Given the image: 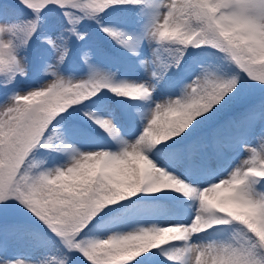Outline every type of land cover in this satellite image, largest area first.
Wrapping results in <instances>:
<instances>
[{"label":"snow or ice","instance_id":"1","mask_svg":"<svg viewBox=\"0 0 264 264\" xmlns=\"http://www.w3.org/2000/svg\"><path fill=\"white\" fill-rule=\"evenodd\" d=\"M0 264H264V0L0 4Z\"/></svg>","mask_w":264,"mask_h":264},{"label":"rangeland","instance_id":"2","mask_svg":"<svg viewBox=\"0 0 264 264\" xmlns=\"http://www.w3.org/2000/svg\"><path fill=\"white\" fill-rule=\"evenodd\" d=\"M15 2H18V0H13ZM104 22L106 24L116 26V27H125L128 30H131L135 25V18L128 17L123 18L120 16H117L115 13H111L110 15L106 16L104 18ZM94 28L98 30L94 25L92 26L91 23H86L84 25V30L88 32V34L91 32L93 33ZM87 38V36H86ZM113 42V41H112ZM87 46L91 48V50L94 53V61L98 63L101 66L110 68L111 71L117 72L118 76L122 79H143L145 78V74L143 69L139 68L138 61L130 57L123 49H121L119 46H117L114 42L112 45H110L109 48H105L102 45L93 44V43H86ZM194 55L198 52V50H192ZM189 63L191 64L192 61L190 60ZM80 64L81 67L77 68L76 71H72L71 67L65 68V74L66 75H75L79 76L86 72V66H82V61H78L75 54H73L72 59L69 61V65H75ZM177 73V77L186 75V73H181L179 69L175 70ZM42 75V73H41ZM22 79V87L24 83H27V78H21ZM170 87V84L165 83L162 84L160 88L157 90V94H159L161 91L166 90ZM136 103V102H133ZM153 213L156 214H163L166 209H151L150 210ZM28 249L26 247H16L11 249L10 254H24L27 255Z\"/></svg>","mask_w":264,"mask_h":264},{"label":"trees","instance_id":"3","mask_svg":"<svg viewBox=\"0 0 264 264\" xmlns=\"http://www.w3.org/2000/svg\"><path fill=\"white\" fill-rule=\"evenodd\" d=\"M0 4H3L6 8L15 6L14 4L9 3L6 0H1V3ZM115 14L117 16H120V17H125V18H127V17H133L134 18L133 14L130 13V12H128V11L115 12ZM85 40L87 42H89V43L102 45L105 48H109L110 45L113 44V42L108 37H106L103 33L97 31L96 29L93 30V33L90 32L87 35V38H85ZM77 46H79V45H77Z\"/></svg>","mask_w":264,"mask_h":264}]
</instances>
